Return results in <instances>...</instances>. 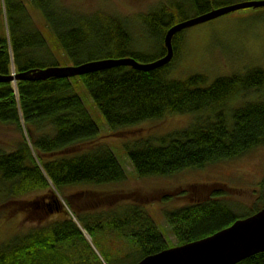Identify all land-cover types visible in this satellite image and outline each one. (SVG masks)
<instances>
[{
  "label": "trees",
  "instance_id": "obj_1",
  "mask_svg": "<svg viewBox=\"0 0 264 264\" xmlns=\"http://www.w3.org/2000/svg\"><path fill=\"white\" fill-rule=\"evenodd\" d=\"M31 1L75 65L123 57L153 61L166 54L164 37L172 25L225 5L218 0H186L191 15L182 2L176 9L164 5L151 9L144 21L148 49L152 50L143 52L134 40L128 17L101 11L77 12L62 0ZM4 12L9 37L0 34V76L49 67L40 62L50 49L32 7L25 0H0L2 29ZM186 29L173 37V58ZM173 58L151 70L118 65L73 77L0 81V123L12 125L21 133L10 150L0 149V219L14 212L26 217L34 214L27 206L33 203L23 198L31 193L47 191L51 201L46 204L52 210L53 206L59 208L53 187L63 191L69 185H103L127 178L108 143L97 141L98 123L76 91L78 80L86 86L112 131L170 113L192 115L185 126L164 135L139 137L124 144L139 176L171 175L242 155L264 144V67L218 75L208 83V76L201 72L183 80L170 78ZM259 188L258 201L244 210L241 203L225 198V190L213 189L203 199L165 208L163 215L178 244L198 240L264 207V176ZM124 212L111 213L108 218L104 212L91 220L78 213L91 234L96 229L104 230L102 223L109 220L112 230L134 244L127 255L108 261L134 264L170 247L145 207L126 206ZM87 244L79 226L67 214L0 240V264H91V257L98 256ZM236 264H264V252Z\"/></svg>",
  "mask_w": 264,
  "mask_h": 264
},
{
  "label": "rangeland",
  "instance_id": "obj_2",
  "mask_svg": "<svg viewBox=\"0 0 264 264\" xmlns=\"http://www.w3.org/2000/svg\"><path fill=\"white\" fill-rule=\"evenodd\" d=\"M32 7L37 26L47 39L48 53L40 59L42 65L68 66L75 65L63 53L59 41L48 26L41 11L31 0H25ZM77 12L94 13L101 11L106 14L119 15L130 19L133 37L138 43L139 51L148 49L147 27L144 15L157 6H169L176 9L182 2L185 11L190 10L186 0H62ZM231 5L245 0H218ZM189 13V12H188ZM192 13L190 12L189 15ZM6 14L2 20L1 32L7 31ZM181 46L175 54L170 78L186 79L196 72L208 76V83L218 75L244 72L253 66L264 67V7H247L238 9L212 20L187 28L181 37ZM45 53V52H44ZM148 53V52H147ZM13 73V72H12ZM15 74V73H14ZM76 91L84 100L92 116L98 123L99 138L106 142L124 166L127 178L109 184H76L66 186L63 191L53 187L59 208L49 207L51 200L42 190L23 196L33 205L28 208L33 213L26 217L15 213L8 218L0 219V240L11 237L16 232H24L35 225L53 221L55 217L68 216L77 223L88 247L92 248L98 258L91 257V264H114L107 259L125 256L134 244L127 237L119 235L104 221V230L96 229L93 234L84 227L78 213L88 220L105 212L125 213L126 206H143L154 217L170 246L178 245L170 225L166 221L163 210L184 205L210 196L213 189L225 190V198L242 204L241 209L251 207L258 201L259 183L264 176V144L250 148L242 155L209 162L200 167H190L171 175L139 176L133 167L124 144L136 138L149 135H164L179 127L185 126L191 119L189 114H167L161 119L145 120L136 125L112 131L103 114L94 103L86 86L75 81ZM251 96V95H250ZM253 96V95H252ZM24 135H27L24 129ZM28 136V135H27ZM21 139L20 131L7 124L0 123V149L10 150ZM27 140L28 137H27ZM47 203V204H46ZM241 210L242 213L246 211ZM116 211V212H115ZM18 212V211H17ZM108 228L109 230H106ZM87 251V249H86ZM124 262L123 264H127Z\"/></svg>",
  "mask_w": 264,
  "mask_h": 264
},
{
  "label": "water",
  "instance_id": "obj_3",
  "mask_svg": "<svg viewBox=\"0 0 264 264\" xmlns=\"http://www.w3.org/2000/svg\"><path fill=\"white\" fill-rule=\"evenodd\" d=\"M247 7H264V0H245L220 6L175 23L164 37L166 54L150 62H139L133 57L103 59L79 65L49 66L11 73L9 76H0V81L73 77L118 65H130L142 70L155 69L169 63L173 58V37L177 32ZM259 252H264V207L249 216L236 219L230 226L209 236L170 246L146 255L134 264H236Z\"/></svg>",
  "mask_w": 264,
  "mask_h": 264
}]
</instances>
